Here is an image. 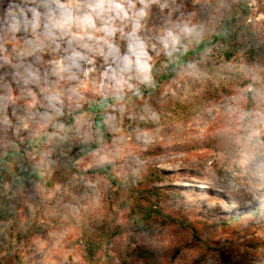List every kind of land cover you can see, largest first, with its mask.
<instances>
[{
  "label": "rangeland",
  "instance_id": "1",
  "mask_svg": "<svg viewBox=\"0 0 264 264\" xmlns=\"http://www.w3.org/2000/svg\"><path fill=\"white\" fill-rule=\"evenodd\" d=\"M98 2L0 0V264H117L89 262L82 253L84 228L98 215L121 228L118 244L158 250L160 264H264V124L258 126L264 68L245 51L227 61L220 42L181 60L245 8L264 40V0H113L127 17L101 12ZM137 23L147 81L130 48ZM184 32L187 44L180 46ZM41 36L56 58L47 68L22 71ZM125 56L133 61L128 69ZM170 65L172 76L156 92L127 99L152 89ZM99 96L119 98L104 112L110 138L68 165L65 124L74 109ZM178 101L189 114L177 112ZM136 119L155 127L131 131ZM92 121L88 111L75 118L77 139L102 136ZM224 136L232 139L230 156L183 149ZM105 165L119 182L112 203L109 180L88 174ZM154 173L164 179L150 182ZM152 188L162 189L159 200L144 192ZM177 246L172 261L163 250ZM105 250L117 255L114 247Z\"/></svg>",
  "mask_w": 264,
  "mask_h": 264
},
{
  "label": "trees",
  "instance_id": "2",
  "mask_svg": "<svg viewBox=\"0 0 264 264\" xmlns=\"http://www.w3.org/2000/svg\"><path fill=\"white\" fill-rule=\"evenodd\" d=\"M73 14V13H72ZM251 13L248 8L242 10L238 16H233L228 20L223 22L220 32L213 34L208 40L201 41L198 48L194 51L186 50L183 52L181 57L182 61H185L190 53L199 54L207 45L214 44L215 42H220L223 46L222 56L227 60L233 59L236 53L240 51H245L248 58L254 60L258 65L264 68V40L258 31L254 28L253 19H250ZM15 24L17 19H14ZM189 36L188 32H184L179 41L180 46H185L187 44V37ZM43 44L41 48L35 52L34 55L27 56L19 65L22 71H26L33 67H44L47 68L50 65V61L56 58L55 47L48 45L44 37ZM169 58H165L163 62H166ZM173 65H178L179 62L172 63ZM173 65H170L166 72L163 69L159 70V77L157 83L152 89L143 88L140 91H137L133 95L129 96L127 99L132 98L139 99L144 93H153L159 87V84L164 80L169 79L174 71ZM2 72L8 70V66L2 67ZM153 70H157L155 67ZM244 86L241 85L239 88ZM253 95V93H251ZM250 95V96H251ZM252 97V96H251ZM119 98L117 97H104L99 96L94 98L90 102H87L84 106L77 107L74 109L69 116V119L66 122V133L64 136V152L67 154L66 163L68 165L72 164L78 158L85 156L86 154L100 148L102 143L107 141L110 138V135L107 131V126L104 121V112L105 110L113 105ZM177 112H181L186 116L189 114V106L187 104H182L180 101L177 102ZM199 109V107H198ZM194 110L195 112L198 110ZM41 112L48 113L46 109H41ZM90 112L93 115V127L95 130L102 131V136L99 137L97 134L94 135V140L87 142L82 139H77V134L74 128L75 118L84 112ZM193 114V112H191ZM134 122V123H133ZM131 122L130 130L137 133L145 132L153 127H155L152 121H146L144 119H136ZM133 123V124H132ZM264 124V119L259 120V125ZM232 139L229 136L221 137V140L212 141L206 140L197 145L188 146L183 149L187 150H196L201 148H210L216 152H224L228 156L231 155L232 150ZM181 150V149H180ZM13 153H9L6 157H12ZM88 174H95L99 176L106 177L110 182V189L108 191V196L111 199L110 203L113 202L112 196L117 195V192H114V188L119 186V182L113 172L112 165H105L88 171ZM164 179L163 174L154 173L150 176V182H160ZM176 189V188H175ZM162 189H146L144 192L151 194L152 196L158 197V200L162 197ZM173 194V196H179ZM165 224V223H162ZM85 232L82 237L83 250L82 253L84 257L89 262H95V259L98 258L99 262L111 261V263H121V264H135V262H144L145 264H160L159 256L160 253L158 250L152 249L143 245L129 246V245H120L116 242L117 236L121 235V228L119 226H114L113 228L106 224L104 217L98 215L95 219L90 221L89 225L84 228ZM123 235V234H122ZM111 246L114 247L117 255L110 256L107 254L105 247ZM163 251L170 255V259L174 261L176 257L180 254L181 248L179 246L171 249L166 248ZM99 254V255H98Z\"/></svg>",
  "mask_w": 264,
  "mask_h": 264
},
{
  "label": "clouds",
  "instance_id": "3",
  "mask_svg": "<svg viewBox=\"0 0 264 264\" xmlns=\"http://www.w3.org/2000/svg\"><path fill=\"white\" fill-rule=\"evenodd\" d=\"M105 2H106V0H99L98 4L96 5V7L99 8L101 12H103L105 10H107V11L115 10L117 16L121 15V13L123 14L124 17L128 16V12L124 9L122 3H114L113 0H107L109 7L107 9H104L103 4ZM141 2H143V0H141ZM95 10L96 9L94 8L93 11H95ZM66 15L68 16L69 19H71L70 14H66ZM139 15L142 16V15H144V13L141 12V13H139ZM84 22H86L89 25L94 27V23H93L90 16L84 17ZM139 27H140V25H139V23H137L133 28V38L136 39V43H135V45H130V48L132 49V51L135 53V56H136L135 65H136L137 71L142 73L144 80L147 81L149 79L148 74L150 72V65L147 64L146 53L144 51L143 42L139 41L135 37L136 30ZM104 31L107 32L108 34H111L112 32L115 31V29L105 27ZM165 47H167V45H165ZM137 49H139V51H136ZM132 63H133V61L128 56L124 57L125 69L130 68ZM112 78L116 79L115 74H113ZM123 83H124L123 79L117 80L118 85H122Z\"/></svg>",
  "mask_w": 264,
  "mask_h": 264
}]
</instances>
